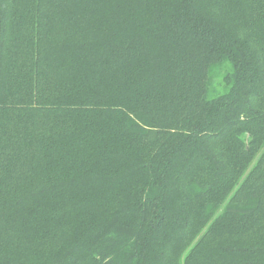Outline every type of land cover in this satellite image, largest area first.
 Listing matches in <instances>:
<instances>
[{
    "label": "trees",
    "instance_id": "trees-1",
    "mask_svg": "<svg viewBox=\"0 0 264 264\" xmlns=\"http://www.w3.org/2000/svg\"><path fill=\"white\" fill-rule=\"evenodd\" d=\"M0 264H264V0H0Z\"/></svg>",
    "mask_w": 264,
    "mask_h": 264
}]
</instances>
